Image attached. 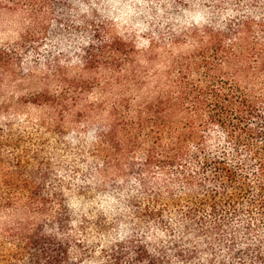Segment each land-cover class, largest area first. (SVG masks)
<instances>
[{
  "label": "rangeland",
  "instance_id": "rangeland-1",
  "mask_svg": "<svg viewBox=\"0 0 264 264\" xmlns=\"http://www.w3.org/2000/svg\"><path fill=\"white\" fill-rule=\"evenodd\" d=\"M247 19L246 32L222 38L223 60L205 26L228 32ZM256 20L264 0H0V264L20 235L37 244L16 264L43 263L38 249L57 244L67 251L60 264H146L136 258L143 245L158 251L154 264H186L173 249L192 203L183 180L214 173L200 168L197 143L200 156L252 178L254 161L211 115L235 91L255 103L248 125L262 128ZM159 113L166 125L155 138ZM188 129L200 140L186 139L183 160L162 166L170 135ZM144 205L166 228L136 212Z\"/></svg>",
  "mask_w": 264,
  "mask_h": 264
},
{
  "label": "trees",
  "instance_id": "trees-1",
  "mask_svg": "<svg viewBox=\"0 0 264 264\" xmlns=\"http://www.w3.org/2000/svg\"><path fill=\"white\" fill-rule=\"evenodd\" d=\"M249 20L229 24L228 32L205 26L204 31L210 39L209 42L213 44L214 52H219L223 60L227 61L231 53L223 48L222 38L246 32L250 27ZM256 21L264 25V21ZM230 47L233 49V46ZM3 58L0 52V66L5 65ZM256 67L264 75V55L261 56ZM234 92L225 91L222 93L224 96L221 100L214 103L213 106L222 108V114L211 115L213 117L211 121L225 128V135L232 141L234 151L238 152L237 149L241 148L247 152L248 159L254 161L252 178L231 169L217 157L200 156L201 145L197 143L195 157L199 158L200 168L202 167L206 172L214 171V173L210 177L196 179V177L187 176L183 180L184 187L192 189V194L189 195L192 203L177 219L179 229L176 231L177 239L173 243V249L186 264H264V114L260 117L262 128L255 131L247 123L248 117L256 113L255 103L249 101L250 104H247L249 102L239 99L240 96L234 98L232 94ZM160 116L161 113L151 120L153 122L151 127L155 129L153 131L155 138H158L165 130L166 123L159 121ZM188 130V135L181 132L170 135V147L160 155L163 158L162 164L171 165L183 160L186 155L184 148L186 139L200 140L194 131ZM98 135L101 144H110L114 149H118L117 143L109 134L100 132ZM153 159H155L154 155L146 156L147 163ZM108 169L107 165L103 167L106 172ZM142 181V190L148 193L150 189L145 188L147 182ZM200 194L203 195L200 196ZM170 203L176 204L174 199H171ZM136 212L153 218L160 228H166V224L155 217L147 205ZM18 240L15 254L7 255L6 258L2 257L3 264H16L28 247L37 244L31 236L20 235ZM60 246L53 245L49 249L42 246L35 257L38 261L43 259L44 264H60L67 257V251ZM157 252L143 245L137 250V261L154 264L155 261H159L155 258ZM116 261L117 257L113 258L114 264H119ZM162 263L171 264L166 259H163Z\"/></svg>",
  "mask_w": 264,
  "mask_h": 264
}]
</instances>
